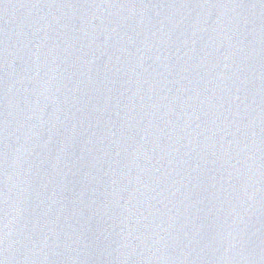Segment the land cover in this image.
I'll list each match as a JSON object with an SVG mask.
<instances>
[{
  "label": "water",
  "instance_id": "95a60500",
  "mask_svg": "<svg viewBox=\"0 0 264 264\" xmlns=\"http://www.w3.org/2000/svg\"><path fill=\"white\" fill-rule=\"evenodd\" d=\"M0 264H264V0H0Z\"/></svg>",
  "mask_w": 264,
  "mask_h": 264
}]
</instances>
